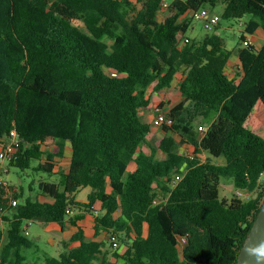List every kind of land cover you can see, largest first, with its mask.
I'll return each instance as SVG.
<instances>
[{
	"label": "trees",
	"instance_id": "trees-1",
	"mask_svg": "<svg viewBox=\"0 0 264 264\" xmlns=\"http://www.w3.org/2000/svg\"><path fill=\"white\" fill-rule=\"evenodd\" d=\"M163 1L0 0V139L13 130L22 139L10 164L52 174L72 148L63 189L40 179L38 197L4 215L2 262L15 264L13 256L34 245L27 219L64 226L68 208L99 203L95 229L105 237L88 239L80 226L72 237L80 245L47 255L45 264H236L264 204V45L244 44L264 29V0H173L161 20ZM221 4L222 18L251 15L237 47L242 73L234 77L219 23L201 40L189 34L195 10ZM178 72L183 99L167 111L174 123L162 125L148 153L142 145L150 144L152 123L140 111ZM167 104L164 96L155 111ZM183 143L194 146V158ZM176 173L184 176L174 186ZM223 177L250 196L221 198ZM84 187L91 188L87 202L77 200ZM13 197L21 200L24 190L1 184L0 204Z\"/></svg>",
	"mask_w": 264,
	"mask_h": 264
},
{
	"label": "rangeland",
	"instance_id": "rangeland-1",
	"mask_svg": "<svg viewBox=\"0 0 264 264\" xmlns=\"http://www.w3.org/2000/svg\"><path fill=\"white\" fill-rule=\"evenodd\" d=\"M167 1L171 3L173 0H167ZM223 8H224V5L221 4V5L213 8V9H211V11L213 13L218 14V16L220 17L219 30L218 31L222 35V37L225 39L226 46L231 50H235L237 47H239L243 44V42L241 40V35L244 33V30L246 27V22L251 18V15L247 14L246 16H244L242 18H222L221 14H222ZM167 12L168 11L166 8H162V10H160V12H159L160 13L159 14L160 19H164ZM193 26H194V28H192L189 31V34L197 40H201L206 33L211 32V30H213V29L206 28L203 20H201V19H195ZM180 76H181V73L179 72L177 79H179ZM151 89H152V87H151ZM179 89H180L179 85H177L176 88L172 89V94L176 95L178 93L177 91ZM148 112L146 113L148 116L153 114V115H151L152 119L150 118L151 121L153 122V124H158L162 128L163 124L157 123L154 112H151V113H148ZM142 115H143L144 119H149V117H147V115H144V114H142ZM200 121H202V120H200ZM156 135H157V133H155V132H154V134L151 133L150 143L153 145L155 144V139H156L155 136ZM10 140H11L10 136L6 139H3V140L0 139V149L2 148L1 146H3L5 143L9 142ZM142 148L146 149L147 151H150V149H151V147L148 144H143ZM181 149L186 154L193 153V151H194V150H191V147H189L187 144H184V145L182 144ZM212 157H213L214 162H216V163H221V162L225 161L223 157L222 158L215 157V156H212ZM37 163H38V160H35L33 162V165H36ZM5 165L9 167V171H4L2 169V170H0V174L5 181L12 183V184H16L19 186L20 189L24 190L25 194H24V197L21 199V201H24V199L27 196H31L33 198L38 197L39 190L37 189V187H38V182L40 179H46V180L58 182L60 184V188L63 189L64 173L63 174H60V173L59 174L58 173L50 174L47 172H37L33 168L23 170L20 167L14 165V164H10L8 162H5ZM130 170H131V167H130ZM63 171H64V169H63ZM32 187H34V188L32 189ZM88 189H91V188L90 187L82 188L78 192L77 197L80 199H87V190ZM237 189H238V187L232 178L223 177L221 180L220 186H219L220 197L221 198L226 197V198L230 199L236 194ZM0 223H1V220H0ZM6 223L7 222H5L4 224H6ZM38 227H40L39 222H35L33 225H31L30 229H31L32 233L29 235V237L31 239H33L34 241L38 242L42 250H37L36 247H28V248L23 249L25 251V253L28 254V256L31 260H33V259L38 260L36 257H42V251L43 250L48 251L53 256H58L60 251L63 250L64 247L60 243V241H58V243L56 245L51 244L50 238L52 236H54L57 238V240H59L60 237L57 236V234L54 233L53 231H48V230H44V229L39 230ZM38 234L41 235L40 239L37 238ZM7 240H8V228L5 226L3 233L0 234V251L1 252L4 248V245L7 242ZM13 257H15V256H13ZM6 264H13V263H6ZM23 264H26V263L24 262Z\"/></svg>",
	"mask_w": 264,
	"mask_h": 264
},
{
	"label": "crops",
	"instance_id": "crops-1",
	"mask_svg": "<svg viewBox=\"0 0 264 264\" xmlns=\"http://www.w3.org/2000/svg\"><path fill=\"white\" fill-rule=\"evenodd\" d=\"M187 14L191 15L192 12H189ZM193 28H194V26H193ZM217 33H219V31H217ZM247 36H250V38L252 39L253 44L257 48H261L264 45V29H262L261 27H259L255 33L247 34ZM226 72L229 74L230 77L238 76L240 73H242L241 60H240L239 55L237 53V48L235 50H233L232 56H231L227 66H226ZM180 73H181V76L179 77V79H177L178 78V74H179V72H178V74L176 75V77H175V79L173 81V85L171 87L165 89L163 93H158L157 92V93L152 95V101H151V104H150V108L149 109H145V110L142 109L140 111L141 114L147 115L146 113L149 111L148 113L154 112V115L156 117L159 112L155 111V107L160 103V101L162 100V98L164 96H167V98H168V104L165 105V107L162 110V111H165V112H167L169 109H171L174 105H176L177 103H179L183 99V95H182L180 89L177 91L178 93L176 95L172 94V89L176 88L177 85L180 84V79L183 76L182 72H180ZM151 87L152 86H150V88L148 90V95H150L151 92H152L153 87H152V89H151ZM151 115H153V114H151ZM151 115L150 116L147 115V117H149V119H145V120H147V121L152 123V131H151V133L152 134H154V132L157 133L155 138H159L164 133V131L158 124H153V122L151 121V119H152ZM157 123H160V122L157 120ZM151 133L149 134V138H148L149 142H150V139H151L150 138L151 137ZM184 144H187L189 147H191V150H194V146L192 144L183 143V145ZM148 145L151 147V143L148 144ZM142 149L145 150L148 153H150L152 151V149H150V151H147L144 148H142ZM71 156H72V148L71 147H67L65 156L63 158L62 157H58V165H57V167L55 169V173H58V174L59 173L60 174L64 173L65 174L66 172H68L69 167H70V163H71ZM198 156L203 160L204 158H207L208 153L205 152V151H202V152L198 153ZM220 158H222V157H220ZM224 160H226V159L224 158ZM224 162H221V163H224ZM130 167H131V170H130ZM136 168H137V163L135 161H131L130 164H129V168H128L129 171H134ZM63 169H64V171H63ZM90 191H91V189L87 190V199H80V198L77 197V200L82 201V202H87L88 201V194H89ZM24 194H25V192H24ZM77 196H78V194H77ZM20 201L21 200L19 199V202ZM95 206H96L95 207L96 209H93V210H87L86 208H74L73 212L68 216L64 226H61L60 223L55 222V221L45 222V221L35 220L34 223L35 222H39L40 223V227H38L39 230H41V229L43 230L44 229V230H48V231H53L54 233L57 234V236L60 237V239L57 240L56 237L52 236L50 238V242H51V244L56 245L58 243V241H60V243L64 247V249L61 250L60 253H59V255H61L63 252H66L68 249H71V248H74V247H77V246L80 245V241L79 240H72V237L79 230L80 226L83 227V229L85 231V235H86V237L88 239L101 240V239H103L105 237V235L107 234L106 230H101L99 233H96L95 217H96V214L101 212V209H100V204L99 203H97V205H95ZM76 216H78V217L76 218ZM5 222H6L5 219L1 220L0 226H2V229L0 231V234L3 233V230H4L5 226L8 228V223L4 224ZM30 227H29L30 233L28 235H30L32 233ZM147 231H148V228L146 226L145 233H147ZM37 238L40 239L41 235L38 234ZM32 247H36L37 250H42L40 245H39V243L36 242V241H34V245ZM47 255H51V254L48 251L43 250L42 251V257H36L38 260H35V259L31 260L29 258V256H28V254L25 253L24 250H22V256L21 257H13L12 259H15V260H13L12 262L15 261V264H23L24 262L26 264H45V259H46ZM0 256H1V251H0ZM6 263H11V262H8V261L7 262H0V264H6Z\"/></svg>",
	"mask_w": 264,
	"mask_h": 264
},
{
	"label": "built area",
	"instance_id": "built-area-1",
	"mask_svg": "<svg viewBox=\"0 0 264 264\" xmlns=\"http://www.w3.org/2000/svg\"><path fill=\"white\" fill-rule=\"evenodd\" d=\"M170 2H168L167 0H164L162 2V8H166L168 9ZM193 15L195 17V19H201L204 22V25L206 28L208 29H214V27L219 23L220 21V17L218 16V14L213 13L209 8L205 7V8H201L198 10H195L193 12ZM189 39H187L186 41H188ZM252 39L250 38V36H247L246 40L244 41V44H251ZM108 72L111 73L112 75H119V73L115 70H110L108 69ZM156 119L162 123V124H166L168 126H171L174 123V118L172 116H170L167 112L165 111H160L157 116ZM207 125L205 123H201L199 125V130L204 133L207 130ZM11 140L7 143H5L2 148L0 149V170H4V171H9V167L5 165V162H12L17 158L18 152L20 150L21 147V143H22V139L19 136V133L16 130H13L11 135ZM189 156L191 158H194V153H189ZM184 174L182 173H176L175 177L173 179L172 184L175 186L182 178H183ZM3 183H7V181H5L1 174H0V186ZM164 196H167L165 193H163ZM237 196L243 197V198H247L250 196V192L242 189V188H238L237 192H236ZM166 197V199H167ZM19 202L18 198L13 197L11 199V201L9 202V204L7 206H4L2 204H0V219L4 220V215L9 212L10 207L11 206H15L17 205ZM96 206L93 205L92 208H95ZM67 212L69 214H71L73 212L72 208H68ZM34 219H27L24 224H23V228H24V232L28 235L30 233L29 227L34 223ZM2 229V226H0V231ZM110 241L113 243L114 247H118L120 245L119 242V237L117 235V233L115 232H111L110 233ZM187 242V236L186 235H182L179 236V244L180 246H184ZM0 262H2V258L0 256Z\"/></svg>",
	"mask_w": 264,
	"mask_h": 264
},
{
	"label": "water",
	"instance_id": "water-1",
	"mask_svg": "<svg viewBox=\"0 0 264 264\" xmlns=\"http://www.w3.org/2000/svg\"><path fill=\"white\" fill-rule=\"evenodd\" d=\"M262 253H264V204L240 249L236 264H264Z\"/></svg>",
	"mask_w": 264,
	"mask_h": 264
},
{
	"label": "clouds",
	"instance_id": "clouds-1",
	"mask_svg": "<svg viewBox=\"0 0 264 264\" xmlns=\"http://www.w3.org/2000/svg\"><path fill=\"white\" fill-rule=\"evenodd\" d=\"M262 254H264V253H262Z\"/></svg>",
	"mask_w": 264,
	"mask_h": 264
}]
</instances>
